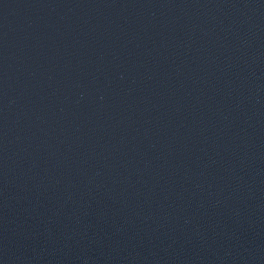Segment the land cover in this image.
<instances>
[{"label": "water", "instance_id": "1", "mask_svg": "<svg viewBox=\"0 0 264 264\" xmlns=\"http://www.w3.org/2000/svg\"><path fill=\"white\" fill-rule=\"evenodd\" d=\"M152 0H0V264H89Z\"/></svg>", "mask_w": 264, "mask_h": 264}]
</instances>
